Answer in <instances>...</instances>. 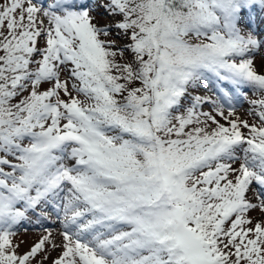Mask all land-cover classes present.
<instances>
[{
    "label": "snow or ice",
    "instance_id": "obj_1",
    "mask_svg": "<svg viewBox=\"0 0 264 264\" xmlns=\"http://www.w3.org/2000/svg\"><path fill=\"white\" fill-rule=\"evenodd\" d=\"M257 210L264 0H0V264H264Z\"/></svg>",
    "mask_w": 264,
    "mask_h": 264
},
{
    "label": "rangeland",
    "instance_id": "obj_2",
    "mask_svg": "<svg viewBox=\"0 0 264 264\" xmlns=\"http://www.w3.org/2000/svg\"><path fill=\"white\" fill-rule=\"evenodd\" d=\"M116 19H119V17H116ZM104 21H106V23H111V18H104V19H100L99 23L103 24ZM104 23V24H106ZM115 30H113L114 32ZM115 33H112L111 36H107V39H109V37L114 36ZM115 37V36H114ZM102 38V37H101ZM112 39H118L113 38ZM125 40H119V43H124ZM255 63L256 66L259 67L260 65V59H259V55H257L255 57ZM201 95H213V93L211 92H201ZM250 98H254V99H259L260 98V93L259 92H253L251 90V93L249 94ZM203 110H207L208 111H212L213 114L215 115V112L212 109V106L210 104H206L203 107ZM227 110L225 109V114H227ZM236 116H239L241 119H246L249 120V122H253V117L250 116V114L248 115L247 113H245V115L243 114H237ZM220 123H223L227 126V121H225L222 117L218 116L216 117ZM235 117H230V119H234ZM255 185L253 186V191H249L248 195V199L256 202L255 196H254V190H255ZM248 216L253 220V222H258L261 220H264V214H262L259 210L257 211H250L248 213ZM30 225H24L23 227H20V229L17 231V233H15V235L13 236V243L14 244H19L20 247L18 249L19 253L23 254V252L29 248L30 244L37 240L38 238L42 237L43 235H45V230H48L51 232L52 234V240H54L57 244H61L62 243V236L60 235V233L58 232V230L56 228H43V225H40V227L36 226V220L34 219H30L28 220ZM39 222V221H37ZM31 241V242H30ZM30 242V243H28ZM46 251L45 252H41L39 254H37L36 258L33 260V264H52L53 260L56 259L61 252L60 248H56V249H52L51 247H49L48 245H45Z\"/></svg>",
    "mask_w": 264,
    "mask_h": 264
},
{
    "label": "trees",
    "instance_id": "obj_3",
    "mask_svg": "<svg viewBox=\"0 0 264 264\" xmlns=\"http://www.w3.org/2000/svg\"><path fill=\"white\" fill-rule=\"evenodd\" d=\"M125 58L128 59V60H130L132 58L131 53L126 52L125 53Z\"/></svg>",
    "mask_w": 264,
    "mask_h": 264
}]
</instances>
